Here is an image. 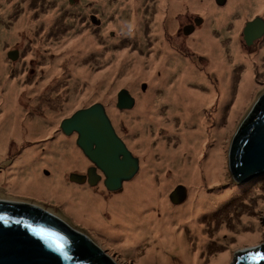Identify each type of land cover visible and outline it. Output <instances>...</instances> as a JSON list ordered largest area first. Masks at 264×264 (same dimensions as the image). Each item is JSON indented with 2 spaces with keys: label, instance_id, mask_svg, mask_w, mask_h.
I'll list each match as a JSON object with an SVG mask.
<instances>
[{
  "label": "rangeland",
  "instance_id": "374dc122",
  "mask_svg": "<svg viewBox=\"0 0 264 264\" xmlns=\"http://www.w3.org/2000/svg\"><path fill=\"white\" fill-rule=\"evenodd\" d=\"M132 1L0 0V54L3 71L0 75V82L5 87V90L1 91L0 86V94L1 96L4 95L7 91V84L11 82L17 90V93H15L17 99L25 105L23 113L26 116L30 118H34L35 116L34 110L29 107L30 102L26 99L32 97L35 98L36 102L42 103L40 106H37L42 114L53 112L51 122L48 124L51 125L52 132L46 136L38 137L37 140H33L35 141L34 144L30 145L24 142L18 151L16 150V153H13L12 145L15 143L7 140V146L9 145L11 152L0 161L1 177L3 173L12 172V170L7 172V168H13L16 157H20L26 148L35 146V150L47 153V145L59 137V133L65 137V141L59 142L56 146L61 147L60 154L65 150L70 152L71 148L75 146L76 134L73 133L70 136L63 134L59 129V125L64 118L70 117L77 110L99 102L105 106L108 113L110 112L112 115L113 113H117L118 116H122L125 113H132L136 104L139 103L138 96L144 95L146 97L147 95L150 96L149 100L152 106L155 107L152 116L157 117L156 121H153L155 123L149 124L143 130L145 132L144 138L141 131L127 126L123 120L117 118L116 121L112 115V121L110 120L118 133L117 135L126 143L128 150L139 159L140 169L134 178L123 183L122 188L114 192L106 191L102 184L97 185L94 189H90L87 186L79 187L75 184L82 192L79 189L78 192L74 188L72 193H69L66 197H62L59 194L62 191L60 188L74 184L68 181V172H81L87 163L85 161L81 162V164L76 162L77 165L70 163L72 167L69 169H67L69 164L66 165L64 167L66 169L61 173L64 181L58 175L56 183H53L56 177L54 174L56 170L52 165L46 163L41 171V176L44 180H51L53 184H57L59 189L55 191V194L49 192L37 195L73 209L69 198L73 199L72 202L75 203L76 196L81 193L85 195L87 200L90 199V203L109 200L116 196L120 197L126 192L125 185L131 186L135 184L137 178L144 171L149 172L152 176V182H149L147 187H139L140 192H136V189L133 197L143 195V199H153L152 197L146 198L145 195L155 192L154 194L157 195L156 199L158 202L155 199V202L149 205V208H152L158 216L161 215V206L158 204L160 200H164L170 206H173V209L181 207V205L183 206L187 202L192 184H188L179 178V173L176 169L178 163H176L173 157L170 156L168 160L163 157L165 147L170 148L172 151L178 149L181 144L179 134L182 135L188 130H183L182 127H179L181 116L180 112L176 111L177 106L175 102L162 94V82L159 78L161 72L159 70L162 67H166L164 66L166 63L155 68L153 67L152 71L148 72L151 76L149 84L144 79H136L135 81L132 78L128 79L131 76L130 58H142L145 68L148 69V64L160 63L166 57L167 52H172L176 54L177 60L180 61V57L182 59L195 60L202 66L201 70L206 71V67H208L206 53L195 50L192 44L185 46L183 42L201 27L208 16L204 18L205 16L201 15L200 11L183 7V11L174 12L175 18L172 16L168 18L169 10H171L168 0H159V2L155 0H134L135 10H132ZM259 1L264 3V0H232L230 19L227 20L226 26L223 30L215 29L213 31V36L216 40L219 39L222 42L223 50L225 47V51L227 52L228 48H231V41H235L239 52L243 51L247 55H252L258 50L259 46L264 44V36L259 37L260 39H254L249 45L246 44L243 37V28L246 21L252 20L255 17H260L264 20V5L261 9H258L257 2ZM214 2L216 7L221 9L225 7L227 0H214ZM162 3L165 4L164 9L166 13L164 17L166 16V20L165 18L157 19V5ZM93 13H96L94 19L96 23L98 20L99 24V28H95L94 31L98 29V33H94L92 24H88V18H93ZM22 15L28 17L27 21L31 25L19 27L17 39L11 40L9 34L13 31L16 21ZM170 21L177 22L176 27L172 30L165 23ZM154 22L162 23V26L155 31H153ZM185 28H190L188 33H186ZM21 32H25L27 36L21 34ZM178 32H180L179 35ZM164 45L167 47L165 48ZM255 46L256 48H254ZM10 50L18 51V58L15 61H10L9 57H6V53ZM60 54L62 55L60 56ZM118 54H120V57H116ZM177 60L171 58L167 62L170 74H173L167 82L168 85H172L173 79H176V74H174L176 69H178V72L180 71V63ZM225 63H228L229 69H231L229 74L230 81L226 80L227 82H231L230 98L221 108L222 110H219L220 115H224L220 125H216L212 119L213 115L218 111L217 108L215 109V105L201 110V114L209 121V127L216 125L219 128H216V137L211 132L213 136L209 140L204 141V150L199 158L202 162L207 159L209 151H211L214 145V148L218 149L220 154L224 156L222 170V175H224L220 177L218 182H212L213 184H208L205 177H202L204 182L201 183V189L204 190L206 188L208 190L206 194L212 195L215 191L222 192V189L225 187H227L225 190L238 187V195L232 194L229 197L230 199L225 200L226 202H222L221 205L215 203V205L207 209L209 213L204 215L205 217H201L202 221L200 223L205 225L204 233L207 236V240L200 245L201 251L199 255L201 261L197 264H210L212 258L215 259L217 255H222L226 251L221 241V236H225L227 232H223L220 235V228L223 226L228 229L234 228L230 230L236 231L235 227L240 222V233H243L244 238L236 240V244L228 254L224 255L222 264H233L240 257V254L248 255L247 253L251 249L249 247L260 241H264V173L254 176L246 182L239 183L234 180L230 169V157L234 144L233 139L239 132L241 117L264 87V51L261 53L259 66L255 67L252 64V70L255 71V84L252 83L250 85L241 103H238L237 95L241 82V74L245 70L244 62L240 61L237 54L230 55L227 53ZM69 66H75V69L83 67L91 75L87 76L88 78L85 77L84 79L77 80L76 88H73V91L68 90L66 92L68 80L70 79L67 71ZM53 69H56L58 74H53ZM125 79L128 82L127 84L116 85L119 80ZM131 81L134 82L136 89H138L141 95L134 93L131 85H129ZM53 85L55 87L51 89ZM87 85L96 87L97 91H104L103 97L95 93L96 90L85 93ZM125 88L135 98L136 104H132V107L127 106L119 110L116 108V98L118 92ZM53 91L54 94L52 95ZM84 93L85 95H83ZM63 95L72 96V98L69 99L67 97L66 100L59 102V98ZM110 107L112 108L110 109ZM212 111L214 114H212ZM4 114V105L2 103L0 116L8 115ZM143 114L134 113L131 118H140ZM173 114H177V116H173ZM169 116L175 117L172 124H176L175 127L177 129H173V131L171 130L166 134L162 121H166ZM158 119H160L161 123L157 121ZM229 119L232 121L231 124L228 123ZM225 120H227L228 124H226ZM194 124L195 122H191L190 124L186 122L185 127L189 126L190 130H194ZM165 136L168 137L166 138ZM161 140L163 141L162 143ZM212 140L215 144L211 143ZM82 156L80 153L78 159L81 160ZM78 165H83V167L78 169ZM178 185H182L185 188L186 195L183 200L181 197L179 198L182 201L174 204L171 202L169 194ZM123 197L122 195L121 201L133 207L134 203L132 205L126 203ZM247 216L255 218V225L260 232L259 238L255 239L250 234L245 235L248 229L255 228L251 223L242 222V219ZM101 217V220L106 224V227H102L101 229L108 231L109 227L107 223H112L109 222L111 215L108 211H103ZM172 226L177 228L174 230L177 234L183 231L182 235L190 242V247L193 253H195L199 241L188 233L185 226H179L175 223ZM108 236L110 237V235ZM117 238L120 240H114L116 243L119 245L123 243L122 237ZM148 241H139L132 244V246H125L123 250L140 264H187L184 260L185 257L180 258L178 254L173 253H170L171 259L168 262L163 261L161 263V261H156L153 263L149 261L145 258L149 252ZM216 243L220 246L217 247ZM193 253L190 251L189 254Z\"/></svg>",
  "mask_w": 264,
  "mask_h": 264
},
{
  "label": "bare ground",
  "instance_id": "6f19581e",
  "mask_svg": "<svg viewBox=\"0 0 264 264\" xmlns=\"http://www.w3.org/2000/svg\"><path fill=\"white\" fill-rule=\"evenodd\" d=\"M155 1L159 2V0ZM168 2L171 6L168 18H171V16L175 18L173 15L174 12L183 11V7L200 11L199 13L205 16L204 18L208 16L201 27H199L195 33L190 35L185 40V42H183L185 46L192 44L195 50L206 53L208 60V67H206V71L201 70L202 66H200L199 62L195 60L182 59L180 57L179 61L177 60L175 53L167 52L166 57L160 63L148 64V69L145 68L143 62L144 60L142 58L131 57V76H129L128 79L132 78L133 81L136 79H144L150 84L151 76L148 74V72L152 71L151 69L153 67L155 68L166 63L164 65L166 67H162L159 70L161 72L159 78L162 82V94L166 95L175 102L177 106L176 111L180 112L181 116L179 127H182L183 130H188H186L182 135L179 134L181 144L179 145L178 149L176 151H172L170 148L165 147L163 157L166 160H168L170 156L173 157L176 163H178L176 169L179 173V178L188 184H192L190 187L191 190L188 194L187 202L183 206L181 205V207L179 206L175 207L176 209H173V206H170L164 200H160L158 204L161 206V215L158 216L157 213L152 210V208H149V205H152L155 202L157 196L154 194L155 192L145 195L146 198L152 197L153 199H143V195L133 197L135 194L134 191L136 189V192H140L139 187H147L148 183L152 182V176L149 174V172L144 171H142L140 176L137 178L135 184H132L131 186L125 185L126 192L122 194L126 203H130V205L134 203L133 207H130L128 204L126 205L125 202L121 201L122 195L120 197L116 196L115 198H111L109 200H100L98 202L90 203V199L87 200L85 195H82L81 193L76 196L77 199L75 200V203L72 202L73 199L71 198H69V201L70 205L73 207L72 210L93 221L100 228L106 227V224L101 220V213L103 211H108L111 215L109 222H112L109 224L105 221L109 227L108 235H110V238L113 240H120L117 237H122L123 243L120 245L117 243L122 249L123 247L125 248V246H132V244H135L139 241L149 240L147 244L149 247V252L145 257L149 261L153 263L156 261H161V263L163 261L168 262L170 261L169 259H171L170 253H173L178 254L180 258L185 257L184 260L187 264H197L201 261L199 255L201 251L200 245L207 240V236L204 233L205 225L200 223V221H202L201 217L208 214L209 212L207 209L215 205V203L221 205L222 202L225 203V200L230 199L229 197L232 196V194L236 196L238 195V187H233L227 190H225L227 188L225 187L222 189V192L215 191L212 195L206 194L208 191L206 188L204 190L201 189V183L204 182L202 177H205L208 184H213L218 182L220 177L224 175H222L224 156L220 154L218 149L214 148L213 144V148L211 151H209L208 158L206 157L207 159H205L203 162L199 158L204 150V141L209 140L213 136L211 132H213L214 137H216V128H219V126L216 125H220L221 120L224 117V115H220L219 110L230 98L231 82H227L226 80L230 81L229 74L231 69H229V64L225 63V57H227V53L230 55L237 54L240 61L244 62L245 70L241 74V82L239 84V91L237 95V101L238 103H241L250 85L252 83L255 84V71L252 70V64L255 67L259 66L261 53L264 51V44L259 46L258 50L252 55H247L243 51L239 52L235 41H231V48H228L227 52L225 51V47L223 50L222 42L219 39L216 40V38L213 36V31L215 29L223 30V28L226 26L227 20L230 19L232 0H227L225 7L221 9L216 7L214 0H168ZM132 3V10H135L134 7L136 6H134V0ZM257 4L258 9H261L264 5V3L260 1L257 2ZM164 7V3L157 5V19L165 18L166 20V16L164 17V14L166 13ZM27 20L28 17L25 15H22L20 18H18L15 23V28H13V31L9 34L11 40L17 39L19 34L17 30L19 27L21 28L26 25H31ZM165 23L168 25L170 30L174 29L177 25L176 21ZM160 26H162L161 22H154L153 31L157 30ZM21 34L26 35L25 32H21ZM164 47L166 48L167 46L164 45ZM254 48H256V46ZM15 53H17V55H15ZM61 55L62 54H60V56ZM7 56L9 57L10 61H15L18 58V51L10 50L6 53V57ZM116 57H120V54L116 55ZM1 58L2 57L0 54V75L3 73ZM171 58H174V60H177L180 63V71L178 72V69H176V72L174 73L176 74V79H173L172 85H168L167 82L173 75L170 74V69L167 67V62ZM233 59H235V57H233ZM67 71L70 79L68 80V88L66 92L68 90L73 91V88H76L77 80L84 79L85 77L91 75L83 67L75 69V66H69ZM52 72H54L53 74H58L56 69H53ZM133 81H131L129 85H131L135 94L141 95L138 92V89H136ZM127 83L128 82L126 79L119 80L116 85ZM0 86L1 91L5 90V87L1 82ZM54 87L55 86L53 85L51 89ZM85 89V93H89L92 90H96V87L87 85ZM126 90L128 91V89ZM15 93H17L15 85L10 82L7 84V91L4 93V95L1 96L0 94V108L2 109L3 103L5 111L4 115L8 114L7 116H0V161H2L1 159L11 152L9 145L7 146L8 141H13L15 143L12 145V148L14 151L13 153H16V150L18 151L24 142L30 145L34 144L35 141L33 140H37L38 137L46 136L52 132V127L48 124L51 122L53 112H46V114H42L37 108V106H40L42 103L36 102L34 97L26 98L30 102L29 107L34 110L35 114L34 118H30L23 113L25 110V105H23L22 102L17 99ZM85 93L83 95H85ZM95 93H98L100 97H103L104 91L96 90ZM121 93V98L125 99L127 94L122 91ZM128 93L130 94L129 91ZM53 94L54 91L52 95ZM67 97H69V99L72 98V96L63 95L59 98V102L66 100ZM149 97L150 96L147 95L146 97L144 95L138 96L139 103L137 104L135 98L133 97L134 105L136 104V106L131 114L125 113L122 116H118L117 113H113L112 115L110 112L108 113V111L104 113L111 121L112 115L116 121L117 118H119L132 129L141 131L142 137L144 138L145 132H143V130H145L146 126L149 124L155 123L153 121H156L157 117L152 116V114H154L153 110L155 107L152 106ZM213 105H215V109L217 108L218 110L215 114L212 111V114H214L212 119L216 125L209 127V121H207L201 114V110H204V108H209ZM111 108L112 107H110V109ZM119 110H122V108ZM134 113L144 114L140 118H131L132 114ZM174 115L177 116V114H173V116ZM99 116L100 115L95 113V116L92 117ZM173 116H169L166 121L161 120L163 122L162 126L166 134L171 130L173 131V129H177L175 127L176 124H172L173 119L175 118ZM90 120L91 122L94 121L93 118ZM157 121L160 122V119ZM186 122L188 124L195 122L194 130H190L189 126L185 127ZM225 122L226 124L232 123L231 119L228 120V123L227 120H225ZM59 135L60 136L57 137L52 143L47 145V153H42V151H38L37 149L35 150V146L26 148L20 157H16L13 163V168H7V172L10 170H12V172L2 174V180L12 183L17 193L30 192L44 194L50 192L55 194V191L59 188L57 184L53 183L58 181V175H60L62 181H64L61 175L62 171L66 169L64 167L69 164L67 167V169H69L72 167L70 163H83V161L80 162L78 159L80 152L75 146L74 148H71L70 152L65 150L62 152L63 155L60 154L61 147L56 146L59 142H62L63 140L65 141V137L61 133H59ZM238 135L239 134L236 135L235 140ZM165 137L167 138L168 136ZM162 142L163 141L161 140V143ZM211 143H214V141L212 140ZM184 153H186V155H184ZM46 163L52 165V167L56 170L54 173L56 177L54 178L53 183L51 180H44L41 176V171L44 167V164ZM82 167L83 165H78V169H81ZM101 181L103 182V180ZM123 183H125V181H123ZM74 188H76L77 191L78 189L81 191L77 185L71 184L64 188H60L62 191H60L59 194L62 197H66L69 193L74 191ZM202 212L203 214H201ZM254 221L255 218L253 216H247L246 218L242 219V222L251 223L255 227L254 229H248L245 232V235L250 234L256 239L259 238L260 232L257 230ZM173 223L179 226H185V228L188 230V233L191 236H194L197 241H199V244L196 246L197 251L195 253H193V250L190 247V242L182 235L183 231L179 232L178 234L175 233L174 230L177 228L172 226ZM230 229L225 226L220 228V235L223 232H227L225 236H221V241L223 242L226 251L222 255H217L215 259L212 258L210 264H222L224 261V255L228 254V252L236 244V240H242L244 238L243 233H240V222L235 227L236 231ZM218 246L220 245L217 244V247ZM190 251L193 254H189Z\"/></svg>",
  "mask_w": 264,
  "mask_h": 264
},
{
  "label": "water",
  "instance_id": "95a60500",
  "mask_svg": "<svg viewBox=\"0 0 264 264\" xmlns=\"http://www.w3.org/2000/svg\"><path fill=\"white\" fill-rule=\"evenodd\" d=\"M189 30L185 28L186 33ZM243 33L247 45L264 36V20L255 17L246 21ZM121 91L127 94L125 99L121 98ZM121 91L117 107H132L134 98L126 89ZM104 112V106L95 103L64 118L59 128L65 135L76 134V146L94 165L81 179L72 173L70 181L82 183L87 178V183L94 186L100 178L98 169L105 178L102 183L106 190L114 192L122 188L123 181L131 180L139 172V159L128 150ZM95 113L101 117H92ZM237 134L230 169L234 180L242 183L264 173V87L241 117ZM185 195V188L178 185L169 197L178 204ZM0 217H4L0 220V264H96L95 260L101 257L114 264H140L96 223L41 195L17 193L12 183L2 180L1 174ZM32 228H43L62 237L57 243L62 244L63 250L57 251L49 241L33 233ZM252 248L255 250L248 255L240 254L233 264H264V241Z\"/></svg>",
  "mask_w": 264,
  "mask_h": 264
},
{
  "label": "flooded vegetation",
  "instance_id": "af4514ba",
  "mask_svg": "<svg viewBox=\"0 0 264 264\" xmlns=\"http://www.w3.org/2000/svg\"><path fill=\"white\" fill-rule=\"evenodd\" d=\"M92 17L93 18H88L89 19V21H88V24L90 25V24H92V27H93V32L95 33H98V29L96 30V31H94V29L95 28H99V24H98V20H97V23H96V21H95V17H96V13H93L92 14ZM188 29V28H187ZM179 33L180 32H178V35H179ZM116 101L117 102H115L116 103V108L117 109H120V108H118L117 107V104H118V99L116 98ZM105 110H106V108H105ZM107 111V110H106ZM113 124V123H112ZM113 127H114V125H113ZM61 131V130H60ZM116 133H117V131H116ZM118 134V133H117ZM76 136V135H75ZM74 145H75V147H76V149H78L79 150V152L83 155L82 156V159L81 160H79L80 162L81 161H85L86 163H87V165L85 166V168L83 169V171H81V172H72V171H70V172H68V181H70V176H71V174L72 173H76V174H78L76 177L77 178H79V179H81V177L84 175V176H87V174H88V170L92 167V166H94L93 165V163L83 154V152H82V150H80V148L79 147H77L76 146V144L74 143ZM96 173L100 176V178H99V180L96 182V184L94 185V186H90L88 183H87V181L86 180H88L87 178H86V180H85V182H80V183H77V182H72V183H74V184H76L77 183V185L79 186V187H85V186H87V187H89L90 189H94L97 185H99V184H102V186L104 187V185H103V183H102V181L101 180H104L105 178H104V176H103V174L98 170V169H96ZM104 189L106 190V188L104 187ZM106 191H108V190H106ZM110 192V191H109Z\"/></svg>",
  "mask_w": 264,
  "mask_h": 264
},
{
  "label": "snow or ice",
  "instance_id": "6c2138e0",
  "mask_svg": "<svg viewBox=\"0 0 264 264\" xmlns=\"http://www.w3.org/2000/svg\"><path fill=\"white\" fill-rule=\"evenodd\" d=\"M3 219L4 217H0V220ZM32 231L37 236H40L42 239L49 241L52 245L56 247L57 251L63 250L62 244L57 243L58 241L62 240V237L58 236L56 233L50 232L43 228H32Z\"/></svg>",
  "mask_w": 264,
  "mask_h": 264
},
{
  "label": "trees",
  "instance_id": "16d2710c",
  "mask_svg": "<svg viewBox=\"0 0 264 264\" xmlns=\"http://www.w3.org/2000/svg\"><path fill=\"white\" fill-rule=\"evenodd\" d=\"M255 112H256V110H255ZM254 115H255V114H254ZM254 115H253V117H254ZM253 117H252V118H253ZM56 222L60 225V227H62L63 229H65V230L68 231V229L64 226V224H62V223H60V222H58V221H56ZM95 262H96V264H114V263H111V261H109V260L106 259L105 257H101V258H99V259H96Z\"/></svg>",
  "mask_w": 264,
  "mask_h": 264
},
{
  "label": "crops",
  "instance_id": "0c3cea01",
  "mask_svg": "<svg viewBox=\"0 0 264 264\" xmlns=\"http://www.w3.org/2000/svg\"><path fill=\"white\" fill-rule=\"evenodd\" d=\"M93 222V221H92ZM103 228H105V227H103ZM105 231V230H104ZM105 233H107L108 234V231H105Z\"/></svg>",
  "mask_w": 264,
  "mask_h": 264
}]
</instances>
